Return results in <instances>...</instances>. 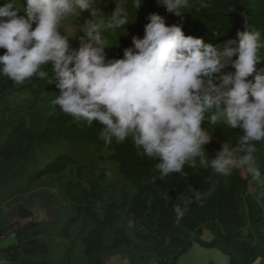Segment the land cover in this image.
I'll return each instance as SVG.
<instances>
[{
  "label": "trees",
  "instance_id": "obj_1",
  "mask_svg": "<svg viewBox=\"0 0 264 264\" xmlns=\"http://www.w3.org/2000/svg\"><path fill=\"white\" fill-rule=\"evenodd\" d=\"M7 2L0 0V6ZM161 3L142 0L136 11L128 0L126 32L106 34L108 58H122L133 36L143 37L152 13L165 17L167 25L182 24L186 36L221 47L228 41H235L230 45L235 47L237 32L247 26L264 38V0H190L183 19ZM16 5L23 10L22 0ZM96 7L106 18L115 3L96 0ZM87 18L85 11L61 24L73 47ZM5 51L0 49V55ZM260 55L264 58V48ZM256 67L264 68V60ZM45 70L46 78L20 85L0 75V237L13 231L16 238L0 248V264H178L195 244L217 248L228 264L262 260L264 196L250 189L252 179L245 171L219 175L197 158L195 166H184L183 174L160 180L158 161L138 156L131 138L105 146L97 122L88 126L59 107L52 109L56 76L50 64ZM203 127L212 136L204 146L208 160L221 143L235 147L242 135L224 124L206 121ZM256 149L264 180V141ZM153 175L155 183L149 182ZM213 186L210 195L195 199L196 192L207 193ZM177 206L187 208L179 223ZM205 231L209 239L202 237Z\"/></svg>",
  "mask_w": 264,
  "mask_h": 264
},
{
  "label": "clouds",
  "instance_id": "obj_2",
  "mask_svg": "<svg viewBox=\"0 0 264 264\" xmlns=\"http://www.w3.org/2000/svg\"><path fill=\"white\" fill-rule=\"evenodd\" d=\"M114 3L105 18L96 0H22V11L16 0H8L0 6V49L6 50L0 55V75L20 85L46 78L50 64L58 89L51 108L88 126L97 122L105 146L131 138L138 156L158 161L160 180L183 174L184 166H195L199 158L201 166L219 175L243 169L264 184L255 159L256 143L264 141V68L256 67L264 60L262 33L247 26L237 32L235 47L230 46L235 41L221 47L186 36L182 24L167 25L165 17L152 13L143 37L133 36L122 58L110 59L106 34L130 23L128 0ZM131 4L137 11L142 0ZM160 5L183 19L190 0H162ZM85 11L90 18L73 47L61 24ZM206 121L242 132L235 147L221 143L211 160L205 156L204 146L212 140L203 127ZM156 180L153 175L149 182ZM214 190L196 192L195 199ZM174 211L179 223L187 208Z\"/></svg>",
  "mask_w": 264,
  "mask_h": 264
},
{
  "label": "rangeland",
  "instance_id": "obj_3",
  "mask_svg": "<svg viewBox=\"0 0 264 264\" xmlns=\"http://www.w3.org/2000/svg\"><path fill=\"white\" fill-rule=\"evenodd\" d=\"M249 186L251 190L257 189L258 194L264 196V184L251 180ZM202 237L209 239L211 234L205 231ZM15 240V233L13 231L5 235L3 234L2 237H0V248L15 242ZM1 256H3V251L0 250V261ZM109 264H115V262L109 260ZM178 264H228V260L226 255L215 247H204L195 244L179 258ZM255 264H264V257Z\"/></svg>",
  "mask_w": 264,
  "mask_h": 264
}]
</instances>
